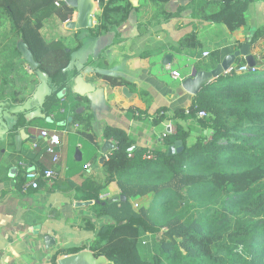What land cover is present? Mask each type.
I'll return each instance as SVG.
<instances>
[{
    "label": "trees",
    "instance_id": "1",
    "mask_svg": "<svg viewBox=\"0 0 264 264\" xmlns=\"http://www.w3.org/2000/svg\"><path fill=\"white\" fill-rule=\"evenodd\" d=\"M95 1L101 13L97 25L85 30L86 38L91 40L110 33L118 38L119 27L142 9L127 0ZM169 1L141 0L152 11L146 26L178 15L164 11ZM249 2L189 0L187 8L193 24L210 23L233 33L245 26ZM73 13L61 0H0V25L8 21L11 30V39L4 44H13L8 54L11 63L4 69L19 72L26 62L16 44H26L38 64L33 75L42 74L48 89L38 104V116L28 124L59 136L69 117L85 126L92 118L86 110L78 111L86 99L73 91L75 74L69 72V54L61 46L66 39L47 41L41 33L51 18L64 24ZM199 44L194 33L179 41L182 51L197 49ZM249 45L251 51L258 50L252 55V70L244 58H236L230 73L203 86L193 96L187 112H175V117L197 125L199 133L192 143L188 144L187 133L179 128L177 134L165 136L163 150L151 151L134 147L133 139L124 130L106 126L102 138L112 141L114 148L99 163V146L93 136H86L92 143L89 145L77 134L84 158L74 162L78 168L71 178H66L65 186L60 178L64 159L57 163L64 147L57 153L55 163L39 144L19 160L17 188L23 187L26 173L20 163L39 172L52 169L59 176L51 189L74 191L75 201L93 202L90 211L97 221L101 220L98 229L97 223L85 220V228L93 233L87 247L61 250L53 263L58 255L86 250L96 258L104 257L106 264H264V28L254 32ZM240 48L241 44H237L209 52L195 66L197 72L214 70ZM241 67L247 70L241 72ZM106 80L111 86L125 84L111 77ZM33 82L35 79L29 81ZM19 94L13 93L14 100ZM201 112L205 117L198 116ZM26 114L27 111L12 114L15 129ZM159 120L168 119L160 116ZM178 140L182 151L167 155L166 148ZM86 163L92 166L91 171L84 168ZM96 169L102 172L101 179ZM110 184L116 186L119 199L100 200L101 190ZM147 198L149 202H144Z\"/></svg>",
    "mask_w": 264,
    "mask_h": 264
},
{
    "label": "crops",
    "instance_id": "2",
    "mask_svg": "<svg viewBox=\"0 0 264 264\" xmlns=\"http://www.w3.org/2000/svg\"><path fill=\"white\" fill-rule=\"evenodd\" d=\"M93 1L94 28L101 10L98 2ZM137 2V6H142L140 14L136 16L133 13L119 27L118 38L110 33L94 40L84 38L86 44L77 43L80 31L67 30L72 36L71 43L61 44L69 54L68 70L75 74L73 91L86 99L78 111L86 110L92 116L89 126L75 123L73 117H69L60 135V148L64 147L65 151L63 156L60 154L57 163L64 159L60 174L63 186L66 185V178H71L78 168L74 162L80 163L84 158L80 136L81 141L85 140L89 145L92 143L86 136H93L99 146L100 163V159L104 160L110 151L101 153L107 141L102 138L106 126L124 130L133 139L134 147L151 151L163 150L165 136L177 134L179 128L187 133L188 140L192 137L191 133L198 134L194 121L185 122L180 116L175 117L177 110L187 112L194 96L182 88V81L197 72L195 66L206 58L204 53L237 44L241 47L245 43L250 44L254 32L264 28V0H250L245 13V26L233 33L210 23L193 24L191 11L187 8L189 0H170L164 11L172 15L178 12V15L152 21L146 26L152 11L146 2ZM74 17L75 11L70 21ZM53 21L50 19L44 25ZM7 32L11 34L8 22ZM191 33L196 35L199 47L180 50V39ZM12 45L0 44V264H55L70 256L58 255L53 263V257L67 248L74 233L82 236L80 243L72 248L88 246L93 233L85 228V220L94 225L97 223V229L101 220L97 221L90 211L93 202L75 201L72 198L74 191L63 193L59 188L48 189L43 183L37 190L16 187L19 160L30 155L37 144L45 151L47 148L46 142L40 138V129L29 126L28 121L38 116V104L48 89L44 86L43 75H33L27 64L20 65L17 74L11 73L8 68V72L5 71L4 66L11 63L8 54ZM257 51L250 49V54L254 55ZM171 71H177L180 79H173ZM107 77L125 84L111 86ZM32 79L35 82L29 83ZM14 92H20L15 100ZM18 111H27V114L19 119V127L15 129L16 120L12 114ZM131 111L133 114L129 113ZM160 116L168 120H159ZM169 126L173 134L168 132ZM86 165L91 171L92 166ZM101 173L96 169L99 179ZM117 193L116 186L110 184L101 190L99 199L116 200L119 199ZM46 235L55 242L50 249L46 248L43 240Z\"/></svg>",
    "mask_w": 264,
    "mask_h": 264
},
{
    "label": "water",
    "instance_id": "3",
    "mask_svg": "<svg viewBox=\"0 0 264 264\" xmlns=\"http://www.w3.org/2000/svg\"><path fill=\"white\" fill-rule=\"evenodd\" d=\"M67 6L71 7L75 11L74 20L68 21L65 23V28L72 31H81L92 29L94 26L93 14H94V1L93 0H61ZM133 7L138 5V0H127ZM22 59L28 65L30 71H34L38 64L35 62L32 53L27 48V45L22 41L18 43L17 47ZM242 57L245 60L247 66L252 69L255 67V61L253 56L250 54L249 43H245L242 47L235 51L232 55L226 56L222 62L212 71L203 72L199 71L195 74L191 75L189 78H185L182 81V88L191 95H196L197 92L205 85L213 82L217 78L222 75L228 73L231 69L236 58ZM181 141H176L174 144L169 146L166 150L167 155H173L176 153H180L183 149L181 146ZM114 148L113 144L109 141L104 142L103 147L101 149V153L104 154L108 150H112ZM103 159H100V163ZM87 204L83 203L82 205ZM45 242V246L47 249H50L55 242L53 239L46 235L43 238ZM107 261L104 257L96 258L89 251H81L77 254H73L70 256H66L60 260H58L55 264H106Z\"/></svg>",
    "mask_w": 264,
    "mask_h": 264
},
{
    "label": "built area",
    "instance_id": "4",
    "mask_svg": "<svg viewBox=\"0 0 264 264\" xmlns=\"http://www.w3.org/2000/svg\"><path fill=\"white\" fill-rule=\"evenodd\" d=\"M207 53H204V57H207ZM232 70V68L228 71V73H230ZM247 68L246 67H241L239 69V71L244 72L246 71ZM252 70V69H250ZM171 77L173 79H180V74L177 71H171ZM198 116L201 117H205V113L201 112L198 114ZM169 133L173 134L174 131L172 129V127L169 126ZM40 138L43 139L46 144H47V148H46V153L51 155L53 158V162H57L58 161V149L61 147L62 145V141L60 136L56 133V132H50L47 129H43L40 130ZM19 166L22 169H26V173L24 176V184H23V189H32V190H37L39 188V184L43 183L44 186L48 189L53 188L55 182L58 179V173L52 169L49 170H45L44 172H39L38 170H36L35 168L32 167H28L26 163H20ZM84 168H88V166L86 165ZM138 204L135 203L134 207L137 208Z\"/></svg>",
    "mask_w": 264,
    "mask_h": 264
},
{
    "label": "rangeland",
    "instance_id": "5",
    "mask_svg": "<svg viewBox=\"0 0 264 264\" xmlns=\"http://www.w3.org/2000/svg\"><path fill=\"white\" fill-rule=\"evenodd\" d=\"M7 22L8 21H5V20L1 21V25H0V43L1 44H4L5 42H7L8 38H9V34L7 32ZM67 30L68 29L65 28L64 24H60L58 21L55 20V21H53V23L48 22L46 25H44V27L41 30V33L47 41H53V40L54 41H60L64 37L66 39L65 40L66 44H70L71 40H72V36L68 35L69 32ZM86 36H87V32L85 30H81L80 31V38L78 39L77 43L85 42L84 44H86L85 40H87V41L91 40V39L86 38ZM84 38H85V40H84ZM19 42L20 41H18V43ZM89 42H92V41H89ZM190 135L192 136L191 139H195V137L197 136V134L194 135L193 133H191ZM191 139L188 140V144H190L194 141ZM144 202H149V198L144 199ZM81 236L82 235L78 232L74 233V235L71 236L72 238L69 240V243L67 244V248L65 247V250L68 251L71 249H75L72 247H75L80 243V237Z\"/></svg>",
    "mask_w": 264,
    "mask_h": 264
}]
</instances>
